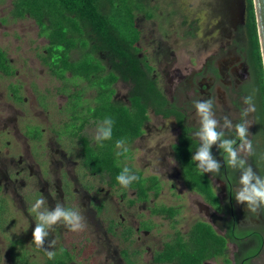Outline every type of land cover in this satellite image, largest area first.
I'll return each instance as SVG.
<instances>
[{
	"label": "rangeland",
	"instance_id": "rangeland-1",
	"mask_svg": "<svg viewBox=\"0 0 264 264\" xmlns=\"http://www.w3.org/2000/svg\"><path fill=\"white\" fill-rule=\"evenodd\" d=\"M12 2L0 0V49L7 53L14 72L10 77L0 71V181L3 186L0 199H4L0 202V264H18V256H23L26 264H47L49 258L45 248L51 240L56 242L52 249L55 253L63 246L70 247V244L88 240L96 246L98 263L125 264L121 250L107 233L97 208L105 206L104 217L112 218L119 224L125 221L136 229L142 218H148L155 202L148 204L146 209L141 206L128 212L121 198L123 189H110L106 179L92 176L83 168L78 138H71L70 127L65 126L69 119L66 111L68 97L61 92L64 84L51 75L40 57L45 54L47 40L39 36V28L32 19L12 18ZM145 3L154 11L153 19L147 20L141 14L137 21L143 32L146 54L157 71L163 60H190L196 66L199 60L228 52L236 35L239 46L246 45L241 33L244 0H145ZM165 83H169L168 78ZM15 89L22 101L16 99ZM69 89L74 90L71 85ZM116 90L117 99H125L127 87L119 82ZM93 97V92L87 91L85 98ZM100 126L92 122L83 136L91 142L96 141V131ZM171 129V124L151 117L146 134L130 146L127 165L142 171L145 176L160 178L163 191L156 200L157 204L185 207L176 227L178 230L183 227L184 233L199 216L195 203L177 199V194L183 190L178 169L172 156L165 159L164 154L174 142ZM42 130V140L32 144L26 134L34 138L41 136ZM64 131L65 134H62ZM6 140L10 142L7 151L4 149ZM27 145L32 147L28 150ZM37 147L42 148L44 153L41 158L37 157L40 155ZM21 155L25 165L32 164L34 168L33 181L26 180L24 176L20 178V182H26L25 187L18 183L9 184L2 176L4 167H7L8 174L21 171ZM47 160L50 162V174L44 163ZM39 161L44 163H40L44 182L39 178ZM58 182H61L63 195L58 189ZM46 183L55 189L54 193H48ZM127 195L133 197L131 192ZM37 199L44 200L41 210L54 209L60 203L65 208L78 211L84 227L73 232L63 222L57 223L48 230L45 248L37 247L32 243L36 216L29 211ZM154 220L160 228L146 236V247H158L160 240H165L167 234L174 232L166 219L155 217ZM144 237L145 234L135 236L137 242L131 247L132 252L140 251ZM152 255L151 251H143L141 257L135 259L140 260L138 264H153Z\"/></svg>",
	"mask_w": 264,
	"mask_h": 264
},
{
	"label": "trees",
	"instance_id": "trees-1",
	"mask_svg": "<svg viewBox=\"0 0 264 264\" xmlns=\"http://www.w3.org/2000/svg\"><path fill=\"white\" fill-rule=\"evenodd\" d=\"M153 10L145 0H13L11 16L15 20L32 19L39 28V36L47 40L41 60L51 75L64 84L61 92L67 94L68 119L71 137L78 136L81 141V154L84 167L92 174L106 176L110 187H121L116 177L124 168L126 154L117 157L115 144L124 139L131 145L143 134L144 126L150 120V112L169 116L166 110L168 101L152 79L154 67L151 65L143 46V32L137 17L145 15L152 20ZM249 33L252 43L260 56L259 37L255 10L249 0ZM0 71L13 75L7 53L0 49ZM132 85L129 106L113 101L115 85L118 82ZM84 83L85 85L80 84ZM71 85L74 90L69 89ZM82 86V87H81ZM17 89H15L16 92ZM87 91H94L95 105L83 104ZM111 118L112 138L90 144L81 135L89 120L103 124ZM79 121L81 122L79 124ZM102 143V147L99 146ZM179 161L188 176L186 181L191 189L199 194L215 199L209 185L202 182L188 149L176 147ZM195 168V169H194ZM130 169V168H129ZM131 170V169H130ZM132 171V170H131ZM139 180L131 186L137 191L140 201L148 199V192L156 189V179H143L141 173L135 174ZM166 213L165 209L160 210ZM174 212L172 211V215ZM112 235V230L110 229ZM122 248L121 235L113 233ZM226 242L211 227L198 224L191 234L190 244L176 242L167 244L157 254L155 262L166 264H202L204 261L222 255ZM95 248L85 241L61 247L47 264H98ZM18 264H26L23 256H18Z\"/></svg>",
	"mask_w": 264,
	"mask_h": 264
},
{
	"label": "flooded vegetation",
	"instance_id": "flooded-vegetation-1",
	"mask_svg": "<svg viewBox=\"0 0 264 264\" xmlns=\"http://www.w3.org/2000/svg\"><path fill=\"white\" fill-rule=\"evenodd\" d=\"M244 1L246 5H244V10L242 11L243 27L241 28V33H243L245 37V46H239L237 43L239 42V38H237L236 35V37L232 38L233 47L231 50H228V52L225 51L217 57H208L206 59L199 60L196 66H193L190 60L183 61L178 60L177 58H172L171 62L163 60L160 63V70L157 71V69L155 70L154 68L152 79L157 81L159 90L168 101L166 110L169 112V116L166 117L164 114H156L154 111H151L150 120L144 126V132L138 139H141L146 134V126L150 123L151 117H154L155 120L162 123L171 124L172 139L174 142L170 144V149L167 152L164 151V154L165 159L172 156L175 163L174 166L178 169V178L180 184H182L183 190L177 194V199L195 203L198 208L199 217H197V220H195L194 223L189 225L188 231H185L184 233H182L184 229L183 227L182 229H179L180 231L176 228L178 226L180 215L183 213V209L185 207L157 204L156 200L163 191V183L160 178L158 176H145L142 171L136 170L132 165H127V159L130 157L129 155L131 153L130 146L138 140L136 139L131 145L127 146L129 153L124 159L123 166L130 168L132 170V174L141 173L143 179L155 178L157 187L160 189L159 193L157 194L156 189H152L148 192V199L140 201L137 191L131 186H121L116 188L108 186L112 190L123 189V195L121 198L122 201L125 202L124 207L128 212L136 210L141 206H144L146 209L148 204L155 202L153 203V207L150 208L147 215L148 218H142L138 224V228L135 229L133 225H130L125 221L122 223L120 222L119 224L112 218L104 217L105 206L100 205L97 208L100 213V219L105 223L107 233L111 236L115 243H117L119 248L121 246L116 241L113 233L116 232L118 235H121V258L125 264H138L140 260L135 258L141 257L143 251H151L153 254V264H158L155 262L156 256L164 250L167 244H173L179 241L184 242L185 244H190L191 234L194 227L198 224H204L211 227L213 231L226 242V250L223 251L222 255L212 257L204 261L202 264H264V211H260L258 214L247 212L246 204L241 205L235 201L233 194L239 187V170L231 169L226 166L222 150L219 149L218 145H213L211 151L212 155L220 161L222 165L219 173L202 174L197 169L196 162L193 161L196 168V174L202 178V182L205 185H209L212 189L215 199L211 200L191 189L190 184L186 181L188 176L183 170V166L179 161L178 151L176 149V147L188 149V153L192 159V155L199 147V141L194 136V133L198 130V121L195 116L193 101L206 99L213 100V110L216 114V118L222 123L223 117L228 116L233 121V124H236L240 122L241 111L244 107H246V105L243 104V98L251 95L255 104V111L250 113L247 119L252 121L249 128V139L253 145V154L250 155L247 160L248 164L251 165L253 170L256 171L258 175L264 176V61L260 41V56H258L256 47L252 43L248 27L249 0ZM167 78L169 79L168 84L165 83V79ZM120 82L128 89L126 97L121 100L117 99L116 85L119 83L118 82L115 85L116 93L113 96V101L118 104L129 106V95L132 85L128 82ZM80 84L85 85L81 82ZM92 92L94 94V91ZM17 93L18 90L14 92L16 99L18 101H22V99L17 96ZM85 96L86 94L83 97V104H90L91 106H94L95 94L91 99H87ZM92 122L102 125L99 121L89 120V122L85 124V129L81 132L82 136L86 128ZM80 123L81 122L79 121V124ZM27 134H29L28 130ZM27 134L26 136L30 141H32V144L33 142L37 144V142L42 140L43 130L41 136H36L34 138H30ZM62 134H65V131ZM74 137L78 138V136ZM225 138H234V132L225 130ZM87 140L92 145L96 142H91L88 138ZM78 141L81 146L79 138ZM9 145V141L4 144V149L6 151L9 150ZM30 147L32 146L27 145L28 150ZM37 148V151L40 153L37 157H43L44 153L42 148ZM25 162L24 156L21 155L19 158V164L22 167L21 171H15L12 174L7 173V167L2 168V172L4 171L2 173L4 175L2 176H4L7 183L12 185L18 183L25 187L26 182L23 183V180L20 182V178L22 176L26 177V180H34V168L32 164L25 165ZM40 163H43V161H39L37 163V169L40 180L44 182L45 176L42 172ZM44 163L46 164V166H44L49 169L48 174H50V162L47 160ZM82 166L86 169L83 162ZM87 171L89 172V170ZM27 173L29 175H27ZM89 173L92 176H99L106 179V182L108 181L106 176L95 175L91 172ZM68 185L70 184L68 183L67 187ZM46 187L49 188V194L54 193L55 189L51 188L49 184L46 183ZM2 188V182L0 181V194L2 192ZM58 189L60 194L63 195V192H61V182H58ZM90 189L92 188L90 187ZM67 192H70V190ZM127 192H131L133 197L129 198ZM2 200L4 199H0V202ZM162 209H165L167 212L165 214L162 213L160 211ZM172 211L174 212L173 216H171ZM5 212L6 207L4 206L3 213ZM155 217L160 219L164 218L169 221L174 232L172 234H167L165 236V240H160L158 247H156V245H153V247H146V236L151 235L154 231L160 228V224H156V221L154 220ZM110 229L112 230V235L110 233ZM138 234H145V237L141 241L142 248H140V251L132 252L131 247L137 242L135 236ZM137 239L140 240L139 237ZM85 242L94 246L95 255L96 246L94 243L88 240H85ZM95 258L99 259L96 255ZM98 264H100V262ZM166 264L178 263L173 262Z\"/></svg>",
	"mask_w": 264,
	"mask_h": 264
},
{
	"label": "clouds",
	"instance_id": "clouds-1",
	"mask_svg": "<svg viewBox=\"0 0 264 264\" xmlns=\"http://www.w3.org/2000/svg\"><path fill=\"white\" fill-rule=\"evenodd\" d=\"M243 104L246 105L241 111L240 122L233 124L228 117H223L221 123L216 118L213 110L214 102L211 99L195 100V116L198 121V130L194 136L199 141V147L192 155V161L196 162V167L200 173H219L222 165L212 155L213 145H218L222 150L226 166L231 169L239 170V187L235 190L233 196L238 204H246L247 212L258 214L264 211V176L258 175L248 164L247 158L253 154V145L249 139V128L252 121L247 117L255 111V104L251 95L243 98ZM114 121L111 118H105L103 124L98 127L95 140L99 143L112 138V127ZM225 130L233 131L234 138H225ZM99 146H103L100 143ZM117 157L128 152L126 141L117 140L115 144ZM117 182L128 187L133 181L139 180V177L131 173L128 167H124L116 177ZM44 204L43 199H37L29 211L35 213L36 226L33 230V241L37 247L45 248L46 238L49 237V229L57 223L63 222L71 231H80L84 225L82 216L76 210L65 208L57 203L54 209L41 210ZM55 240H51L48 248H45L49 259L55 257L52 251L55 247Z\"/></svg>",
	"mask_w": 264,
	"mask_h": 264
},
{
	"label": "water",
	"instance_id": "water-1",
	"mask_svg": "<svg viewBox=\"0 0 264 264\" xmlns=\"http://www.w3.org/2000/svg\"><path fill=\"white\" fill-rule=\"evenodd\" d=\"M258 36L264 61V0H253Z\"/></svg>",
	"mask_w": 264,
	"mask_h": 264
}]
</instances>
